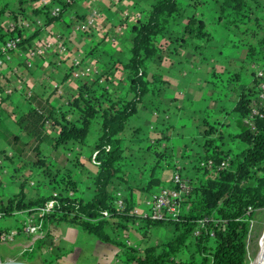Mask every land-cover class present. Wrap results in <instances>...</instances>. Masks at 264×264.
I'll list each match as a JSON object with an SVG mask.
<instances>
[{"label":"trees","instance_id":"16d2710c","mask_svg":"<svg viewBox=\"0 0 264 264\" xmlns=\"http://www.w3.org/2000/svg\"><path fill=\"white\" fill-rule=\"evenodd\" d=\"M29 1L34 0H17L19 8L15 9L6 0H0V26L5 21L16 20L19 15L26 16L27 12L41 16L44 24L49 25L61 18L77 0H51L48 4L33 7ZM56 3L60 4L61 12L54 17L50 15V9ZM178 13L176 0H154L145 15L134 23L131 45L125 58L111 57L107 61L110 67L119 65L128 71L126 92L122 97L108 98L105 107L97 106L81 92L72 98L67 109L54 106L49 97L37 99V96L27 95L25 92L23 96L30 103L29 108L23 112H12L11 115L18 130L23 131L28 140L16 143L19 140L15 138L17 135L14 136L11 150L20 155L27 146L30 147L36 157L34 162L45 166L44 170L49 174L50 180H54L55 185L57 174L61 175L58 196L54 198V203L47 212L41 215L37 213L38 218L42 220L46 236L50 235L51 230L60 222H69L99 241L116 246L125 264H249L247 238L250 233V221L256 210L264 209V118L254 120L253 127L242 124L238 133L226 134L232 142L235 139L239 142L234 148L227 149L220 145L224 139L222 134L217 137L210 136V133L217 129L209 123L202 141L203 150L193 161L195 172L189 170V174L182 176L181 171H178L189 184V190L182 195L179 212L175 218L154 220L132 213L133 208L138 205L134 190L144 189L152 193L161 187L175 186L172 177L177 167L173 155L167 148L161 152L159 147L153 146L150 149L154 161L145 157L146 167L141 173L142 181L147 180V184L141 186L142 181L133 184L123 169L128 142L120 134L137 112L138 103L142 102L150 89V82L146 80L143 71L150 56L156 53L158 38L171 31L170 18ZM220 15L224 21L223 25L230 33L231 42L241 35L249 40L247 61L264 59V0H222ZM242 24L244 27L240 28ZM203 27L202 18L188 16L184 25L185 34L177 38L181 37L187 41V33L192 34L193 39L204 37L208 40ZM21 31L17 28L6 33L0 31V45L9 38L22 35ZM38 33L39 30H35L24 35L21 43H29ZM199 43L194 47H199ZM213 82L215 88L222 85L218 80ZM255 85L256 78L253 86L238 95L233 107L242 120L249 112L250 100L256 93ZM4 94L0 91L1 100L9 96ZM47 120L56 126L55 135L47 133ZM91 128L98 131L92 151L95 152L94 158L98 164H95L97 171L91 184L92 196L83 199L77 195L78 186L71 178L70 165L62 164L55 170L49 169L45 155L41 154V146L46 144L55 150L71 141L80 143ZM158 141L159 139H156L157 144L160 143ZM241 143L244 145L241 146ZM208 159L213 161L214 167L200 165V162ZM161 161L164 162L163 168L171 172L165 180L157 173L162 166ZM29 177L20 181L16 193L5 198L0 197V211L3 213L0 228L3 227L6 217L16 212L32 214L48 199L44 196L35 199L26 197L23 185ZM109 185L113 188L108 189ZM157 185L159 188L153 190V186ZM65 189H72L76 193L71 195ZM117 189H121L125 194V206L122 210L113 204L114 191ZM104 211L108 213L107 217L102 216ZM136 217L143 220L145 230L155 225H170L171 236L159 244H149L137 249L117 240L105 229L109 225L115 231L127 230ZM199 219H205L207 224L194 236L193 231ZM35 244L37 248L46 243L43 238H39ZM44 247L47 248V245ZM196 254L198 259L195 258ZM54 259L57 257L50 261L45 258L43 260L45 264H53Z\"/></svg>","mask_w":264,"mask_h":264},{"label":"crops","instance_id":"0c3cea01","mask_svg":"<svg viewBox=\"0 0 264 264\" xmlns=\"http://www.w3.org/2000/svg\"><path fill=\"white\" fill-rule=\"evenodd\" d=\"M117 1L121 9H127L130 14L124 22L119 20L115 5L110 0H96L100 17L87 31L76 32L73 30V24L83 21L89 15L88 0H77L71 4L61 18L38 29V35L33 37L30 43L39 37L57 32L63 35L65 52L54 48L35 59L33 68L29 70V77L24 81V88L14 89L7 95H13V93L23 95L28 91L37 96V99L49 97V101L61 109H67L72 98L80 92L101 108L107 105L108 98L122 97L126 92L129 73L119 65L110 67L107 61L111 57L125 58L133 36L132 26L145 15L154 0ZM176 1L179 13L170 18L171 31L158 38L156 53L150 56L148 65L143 71L146 80L150 82V89L142 102L138 103L137 112L129 119L127 127L120 134L128 142L125 153L126 163L123 169L127 177L132 179L133 184L142 181L141 173L146 167L145 160L154 161L150 147L154 146L156 139H159L158 142L161 144L159 147L161 152L166 147L165 142L170 145V154L174 155L177 167L175 172L186 168L192 162V158L203 150L202 141L204 139L200 140L205 136L209 118H213L220 124L217 132L218 135L224 136L220 145L224 149L229 148L231 139H228L226 134L238 133L242 124H245L241 115L234 111L233 107L238 95L254 85V66L264 64V59L255 62L247 61L246 52L249 40L246 37L241 35L234 42L229 40L230 33L223 25L224 21L220 15L222 0ZM194 15L202 18L203 31L207 34L208 40L204 37L193 39V35H187V33L185 35L189 37L187 41L181 37L177 38L185 34L184 25L187 17ZM243 27L242 24L240 28ZM197 43L200 45L195 48L194 45L197 46ZM24 58H26L25 50L22 55L14 56L10 65H22ZM83 65H89L92 69L86 80L80 81L73 78L72 72ZM46 76L47 79L44 78ZM214 80H218L222 85L215 88ZM49 82H56L59 90L51 89ZM1 98L0 95V102L3 101ZM11 101L13 102L11 106L6 107L7 110L12 108V112L16 110L23 112L30 106L26 98L19 100L12 96ZM143 128L144 131H142ZM45 129L51 135L57 133V128L53 124ZM97 137V129L91 128L80 143L71 141L60 145L55 150L46 144L43 145L50 149L47 153L50 156L47 165L49 169L55 170L62 164L70 165L71 178L78 186L77 195L83 199H89L93 193L91 184L97 166L91 161V154ZM169 140L172 142L169 143ZM235 141L231 140L234 146H237ZM1 145L0 150L4 152V156L0 162V182L3 179L1 172L6 176L0 197L5 198L16 193L15 189L19 187L17 174L20 168V158L14 156L17 153H13L10 148ZM188 145H190L189 152L187 151ZM43 146H41V154L46 155L43 152ZM190 153L193 154L192 158H190ZM26 169L27 167L24 166L21 170L26 172ZM36 172L39 173V181H32V175H28L30 177L27 182L33 190L27 191V198L48 197L53 191H58V188H51L54 180H50L44 167H40V170ZM168 177L169 175L163 180ZM60 178L61 175L57 174L55 179L57 184ZM142 184L146 185L147 180H143L141 186ZM8 187L9 193L6 192ZM158 188V185L153 186V190ZM65 190L71 195L76 193L72 189ZM134 192L139 205L137 208L142 213L144 212L142 201L151 192L144 189H136ZM133 221L143 224L140 217H136ZM11 225L13 224H9ZM65 230L62 245L55 244L52 250L44 247L46 245L37 247L41 249V253L33 255L32 251L37 249L35 244L34 249L30 251L32 253L25 255L27 259L22 258L24 254L21 255V252L26 253L25 249L32 244V240L25 235L18 234L16 238L4 243L12 251L6 252L4 258L0 256V260H12L16 264H45L44 258L48 261L55 257L58 259L61 250H70V246L76 240V238L66 236L67 233H73L71 227H66ZM169 232L170 230H167V233ZM144 238L139 237L137 249L149 245L141 244ZM93 241L99 243L95 238Z\"/></svg>","mask_w":264,"mask_h":264},{"label":"built area","instance_id":"2783aa9c","mask_svg":"<svg viewBox=\"0 0 264 264\" xmlns=\"http://www.w3.org/2000/svg\"><path fill=\"white\" fill-rule=\"evenodd\" d=\"M50 1L51 0H34L29 1V3L31 7H33L48 4ZM61 1L70 2L71 0ZM110 1L115 5V11L118 14L119 20L124 22L130 15L129 11L125 8L121 9L117 0ZM88 9L89 15L87 18L81 22L73 24V30L76 32L87 31L91 26H94L97 19L100 17V12L96 6V0H88ZM60 12L61 6L58 3L54 4L50 9V15L54 17H57ZM44 25V19L39 15H34L32 12H27L26 16L19 15L16 20H8L2 23L0 26L1 33H6L17 28L22 30V35L9 38L0 45V91L8 94L14 89L24 88V81L28 79L29 70L33 68L35 59L43 56L48 50H53L55 48L60 49V52L63 50L65 52L63 35L57 32L48 34L45 37H39V39L35 40L33 43H21L24 35H28L35 30L41 29ZM111 37L115 38V36ZM23 49L25 50L26 58L23 59L22 65L11 66L10 64L13 61L14 56L22 55L24 51ZM74 62L75 61L73 60V63ZM91 71L92 69L89 65H83L73 71L72 76L75 79L84 81ZM44 78L47 79L48 77L46 76ZM254 78H256V93L250 100L249 112L243 119L245 124L250 127H253L254 120L264 118V64L254 66ZM49 84L51 85V89L59 90V85L56 82H49ZM26 92L27 95L31 94L28 91ZM50 124L51 122L47 120L45 122V127H50ZM94 157L95 152H92L91 161L94 164H98ZM200 165L208 168L214 167V163L211 159L200 162ZM172 182L175 186L161 187L143 199L142 205L144 207V212H139V208H137L139 205H136L135 208H133L132 213L138 216L142 215L144 217H150L154 220L175 218L179 212L182 195L188 192L189 184L178 173L173 175ZM114 194L115 198L113 204L117 209L122 210L125 206V194L121 189L115 190ZM57 196L58 192L53 191L48 196L44 205L36 208V212L25 214L27 221L22 222L17 228L1 231L0 241H9L15 238L18 234H22L26 237L32 238V243L39 238H43L45 243L47 242L46 245L48 249L53 246V244H51V240L53 239V237L51 238V235H54V230H51L50 235L46 236L42 220L38 218L37 213L41 215L47 212L50 206L54 203V198ZM2 215L3 213L0 211V218ZM102 216L107 217L108 213L104 211ZM206 224L205 219L197 220V227L193 231V235H198L201 228H204Z\"/></svg>","mask_w":264,"mask_h":264},{"label":"rangeland","instance_id":"374dc122","mask_svg":"<svg viewBox=\"0 0 264 264\" xmlns=\"http://www.w3.org/2000/svg\"><path fill=\"white\" fill-rule=\"evenodd\" d=\"M7 2H9V4L15 8L18 9L19 8V2H17V0H6ZM227 29V28H226ZM229 42V41H228ZM227 42V44H228ZM258 65V64H257ZM248 76L250 75V73L248 72L247 74ZM222 76V75H221ZM224 78V76H222ZM247 77V76H246ZM12 96H15L17 99L19 100H23L25 99L24 96L21 93H13V95H9L7 98L3 99L2 102H0V146H2L1 144L5 145L4 147H8L11 149V144L14 141V136L17 135V137H15L16 139H18L19 141L16 143H21V142H26L28 140V136L23 132V131H19L17 124L14 122V119L12 117V108H10L9 110H7L6 106H11V104L13 103L12 100ZM27 101V99H26ZM19 112V110H16V112ZM209 123H211L212 125L216 126V129L219 128L220 124L218 122H215L213 118H209ZM144 131V128L143 130ZM180 137L182 138V134L180 132ZM218 132L214 131L212 133H210V136L213 137H217ZM226 137L229 139V137L226 135ZM205 138L202 137L200 141H202ZM235 141V140H234ZM233 141V142H234ZM3 142V143H2ZM172 141L169 140V143H171ZM235 143H237L236 145H239L238 140L235 141ZM165 145L168 150V152H170V145L165 142ZM187 145V144H186ZM244 144L241 143V146H243ZM43 146V144H42ZM189 146H187V151L189 152ZM153 147H161V144H157L155 143ZM229 147L234 148V143L231 142V140L229 141ZM7 148V149H8ZM43 152L46 154L45 157L49 163L50 160V156L47 154L49 153V148L47 146H43ZM160 149V148H159ZM196 148H194L195 150ZM3 151L0 150V162L2 160L3 155ZM7 153V151H6ZM16 155L17 158H20V168L23 169V167H27L26 172L21 170L20 168L18 169V174L17 177L18 180L17 182H20L22 180V178L28 176L29 174L32 175L31 176V180L32 181H39L40 177H39V173L36 172V170H40V167H45L44 165H40L35 163L34 161L36 160V157L32 151V149H30V147H26V149L24 150L23 154H14V156ZM191 155V153H190ZM146 156V154H145ZM193 154L190 156V158H192ZM147 158V157H146ZM174 158V155H173ZM175 161V158H174ZM193 161H195L194 158H192V162L186 167V168H181V175H187L190 173L189 170H191L192 172H195V169L193 168ZM47 163V164H48ZM164 162L161 161L160 164L162 165L159 170L157 171V173L161 176V179H164V177H167L169 174H171V172H169L168 170L164 169ZM164 167V168H163ZM178 173V172H175ZM1 176H3L2 178V182H0V193L2 192L3 186L5 185V176L2 172H1ZM59 188V184L56 183V185L51 184V188ZM112 185H109L108 189H112ZM19 187L17 189H15V191H18ZM30 192L33 190V187H31V185H29V182L25 183L23 185V191L25 192V194L27 193V191ZM49 191L52 192V190L49 189ZM6 192H10L9 187L7 188ZM27 221L26 219V215L25 213L22 212H16L14 213V215L8 216L3 220V227L0 228V230L5 231V230H9L12 228H17V226L21 225L22 222ZM18 223V224H15ZM9 224H13L11 226H9ZM66 227H71L73 233H67L66 236L69 238H76L75 242L70 246V250H61V254L58 257L57 261L52 262L53 264H125L124 261L122 260V256L120 255V251L119 249L114 246L111 243H102L101 241H99L98 239H96L93 235L86 233L85 231L81 230L79 227L73 225L72 223L69 222H60L57 225V231L56 228L54 229L53 233L54 235H51V238L53 237V239L50 240L52 241L51 244L55 245V244H61L62 245V240L64 238L65 235V228ZM263 227H264V209L262 210H256L253 218L250 221V233L249 236L247 238V256L249 259V264L250 262L254 259V257L258 254V251L260 249V245H261V240H262V231H263ZM62 228V230H60ZM131 228V229H130ZM171 226L170 225H163V226H151L149 229L145 230V227L143 224H139V223H135V221H133V223L131 225H129L128 229H130L128 231L127 230H113L111 226L107 225L105 227L106 231L109 232L113 237H116L117 240H122L123 242H125L126 244L137 248L139 246L138 244V239L139 237L144 238L143 242L141 244H159L163 241H165L166 239H168L171 236ZM75 230V231H74ZM167 230H170L169 233H167ZM68 231V230H67ZM132 231V232H130ZM162 231V232H161ZM161 232V233H160ZM164 232V236H162ZM138 237V238H137ZM16 238V236H15ZM29 238V237H28ZM94 238L96 240H98L99 243H96L94 240ZM137 238V239H136ZM30 240H32V238H29ZM12 240V239H11ZM10 241V240H9ZM9 241H0V256L4 258L5 253L6 252H11L12 250H10L4 243H7ZM47 244V242H46ZM45 244V245H46ZM35 242H33L27 249H25V252H21L23 255V259H27L25 255L32 253L33 255H39L41 253V249L37 248L34 249ZM146 246V245H145ZM54 246H51L49 249L52 250ZM144 247V246H143ZM32 249H34V251L30 252ZM56 256V254L54 253V257ZM195 258L198 259V255H195ZM10 261V260H9ZM12 261V260H11ZM2 262H4L2 260Z\"/></svg>","mask_w":264,"mask_h":264},{"label":"bare ground","instance_id":"6f19581e","mask_svg":"<svg viewBox=\"0 0 264 264\" xmlns=\"http://www.w3.org/2000/svg\"><path fill=\"white\" fill-rule=\"evenodd\" d=\"M250 264H264V227L262 231V240L258 254L250 262Z\"/></svg>","mask_w":264,"mask_h":264},{"label":"water","instance_id":"95a60500","mask_svg":"<svg viewBox=\"0 0 264 264\" xmlns=\"http://www.w3.org/2000/svg\"><path fill=\"white\" fill-rule=\"evenodd\" d=\"M0 264H16V262H14V261H4V262H1V260H0Z\"/></svg>","mask_w":264,"mask_h":264}]
</instances>
